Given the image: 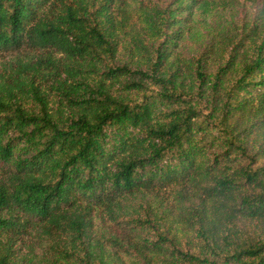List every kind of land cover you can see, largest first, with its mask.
Listing matches in <instances>:
<instances>
[{"label":"trees","instance_id":"trees-1","mask_svg":"<svg viewBox=\"0 0 264 264\" xmlns=\"http://www.w3.org/2000/svg\"><path fill=\"white\" fill-rule=\"evenodd\" d=\"M254 1L186 55L210 0L139 2L135 19L127 0H0V264H264ZM160 190L174 214L141 198ZM99 212L135 242L95 236Z\"/></svg>","mask_w":264,"mask_h":264},{"label":"rangeland","instance_id":"rangeland-1","mask_svg":"<svg viewBox=\"0 0 264 264\" xmlns=\"http://www.w3.org/2000/svg\"><path fill=\"white\" fill-rule=\"evenodd\" d=\"M165 2V0H138L132 2V0H127L130 3L128 10L135 9L137 4L141 2L142 5H151L157 2ZM208 12L205 15H202L197 18L189 27V30L185 33V36L179 42V50L186 55L196 53L202 48L211 37L210 34L217 32L222 27L226 29L232 28V24H237L244 19H250L254 16L256 9V4L254 0H210ZM129 10V11H130ZM136 10H132L130 15L132 19H135L137 15ZM137 18V17H136ZM234 22V23H233ZM140 196V195H139ZM143 197V198H142ZM143 200H147L149 207L155 211H166L170 214H174L180 207L181 202H177L173 198V195L170 190H160L158 192H149L141 195ZM139 210L135 205H126V208L122 210V214L133 213L134 211ZM171 225V229L180 239H183V232L179 228V225ZM94 228L95 236L105 235L113 236L118 240H121L125 245L132 244L135 242L136 238L132 233L128 232V228L122 224L114 223L107 219V216H104L102 213H97L94 216ZM116 247H113V250ZM118 250V249H117ZM121 258H124V255L121 254Z\"/></svg>","mask_w":264,"mask_h":264}]
</instances>
